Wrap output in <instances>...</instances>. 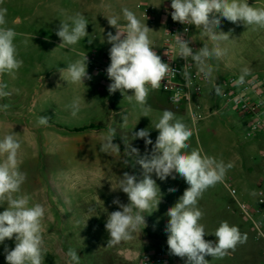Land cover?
<instances>
[{
  "label": "rangeland",
  "instance_id": "rangeland-1",
  "mask_svg": "<svg viewBox=\"0 0 264 264\" xmlns=\"http://www.w3.org/2000/svg\"><path fill=\"white\" fill-rule=\"evenodd\" d=\"M250 6L264 7V0H248ZM171 4V0H0V7L7 8V27L17 32L15 43L19 58L23 60L22 67L15 73L14 77L4 75L3 82L8 85V91L12 94L0 99V105H9L6 111L0 110V139L10 132L16 133L21 142L20 170L26 173V181L21 187L18 195H28L31 203H41L46 208V216L43 220L44 247L47 252L44 264H66V252L75 249L80 256V264H139L141 254L145 252L162 251L169 259L168 264H185V259L170 255L167 245L165 229L169 221L167 211L173 207L189 187L186 181L178 173H173L175 179L169 176L173 187L164 183L153 173L152 178L156 181L161 199L157 206L152 208V213L145 212L146 227L134 234V239L122 242L117 246H107L109 233L105 228L108 214L121 210L118 205L112 203L118 198L121 203L129 202L127 194L117 188L119 176L124 172L135 175L137 181L141 178L142 167L131 162L125 166L123 160L126 143L139 150L140 155L150 154L159 135L153 126L161 117L164 110L174 112L177 118H182L189 126L194 128V134L188 141L189 148L202 149L208 156L231 163L232 167L227 170L223 182L209 187L203 192L198 200V208L203 212L200 221L205 226L206 232L212 234L222 221L238 227L241 234H246V242L238 244L234 250H230L223 258L206 257L209 264H254L240 246L251 249L253 252H264V243L255 239L251 228V222L242 213L235 197L230 189L235 188L238 192L237 198L249 203L256 197L264 198V132L245 138L247 120L242 118L236 111L215 110L222 107L223 98L215 94L210 101L205 96L200 99L201 113L205 117L193 125L191 113L187 105L174 107L168 100V93L164 90L156 92V99L148 101L146 106L151 110L149 117H141L142 110L138 104L129 108H123L116 114L111 111L97 115L95 111H83L73 116L65 101L70 98L69 84L66 82V91L57 92V96H51L50 101L44 102L39 97V92L47 85V76L53 70H57L63 62L72 59H82L95 55L98 58L107 56L104 52L111 45L107 42V33L114 35L116 29L109 25L106 17L119 16L121 28L126 25L122 9L128 8L133 11L142 23L152 29L155 28L153 38L158 41L163 33V12ZM147 10H154L158 20L151 25L146 20ZM80 13L86 17L89 24L87 32L91 43L86 37L71 48L59 46L62 41L56 35L60 20ZM219 31L231 32L230 39L221 42L222 48H227V56L231 54L236 59L248 61L253 70L251 75H264V29L246 27L242 23H232L221 18ZM199 41L201 47L207 44L210 48L213 41L208 39L202 29H199ZM151 39V36L149 34ZM55 49V50H54ZM54 50V51H53ZM220 59L208 61L214 67L209 78L213 85L219 81L221 85L231 75H240L236 70L222 64ZM43 77V79H42ZM42 79V80H41ZM221 80V81H220ZM118 94V93H117ZM204 95V94H203ZM117 106L122 108V103L127 101L126 97H118ZM52 106L54 108H52ZM56 110L58 112L52 113ZM114 111V110H113ZM29 112L31 117L47 116L49 121L55 124L68 125L69 129L75 128L76 124L93 125L108 123L116 130L120 153H112L103 156L96 165L95 160L87 159L92 163L94 174H68L70 167H75L74 160H63L57 158L53 166H48V161L41 158L37 162V168L29 166L24 157L25 132L21 124L25 122L23 114ZM113 113V112H112ZM126 116V122L123 117ZM141 129H149V139L153 145L145 144L141 138L133 139L135 132ZM126 142V143H125ZM69 161V162H68ZM79 162V161H78ZM85 165V163H84ZM139 169L141 171H139ZM35 172V173H34ZM75 186V188L73 187ZM103 192L97 198L98 203L91 199L95 188L101 187ZM111 190V191H108ZM93 200V201H92ZM251 204V203H249ZM7 205H0V212ZM90 217V218H89ZM206 240L215 241L214 235L205 236ZM15 247L14 239H6L0 244V264H7L4 248Z\"/></svg>",
  "mask_w": 264,
  "mask_h": 264
},
{
  "label": "clouds",
  "instance_id": "clouds-1",
  "mask_svg": "<svg viewBox=\"0 0 264 264\" xmlns=\"http://www.w3.org/2000/svg\"><path fill=\"white\" fill-rule=\"evenodd\" d=\"M172 20L183 25H195L202 29L208 39L213 41L210 48L204 44L198 51L190 46V41L184 38L188 32L185 27L184 34H175V45L179 52L178 57L186 61L180 75L185 86H192V75L187 64L190 60L205 79L211 78L214 67L208 63L215 58L220 59L227 55V48L221 47V42L230 38L231 32L219 31L221 18L234 24L242 23L247 28L264 29V7L250 6L248 0H171ZM126 25L121 28L119 16L106 17L110 26L116 29L115 34L107 33L110 65L106 69L111 81L108 86L109 93L119 91L129 102L133 100L142 110L141 117H149L150 108L146 106L150 90L161 88V82L171 74L175 76L176 70L168 63L162 62L161 57L154 50L153 41L146 22L142 23L136 14L128 8L122 9ZM7 8L0 7V78L4 75L13 76L22 67L23 60L19 58L15 38L17 32L7 27ZM89 22L80 13L60 20L56 35L61 39L59 46L71 48L81 40L89 37L87 26ZM93 39L88 38L91 43ZM55 50V49H54ZM53 50V51H54ZM62 79L67 83L83 84L91 79L87 72V55L67 65L66 69H59ZM66 71L67 77L62 73ZM250 74L248 68L241 69V74L233 83L239 87L245 84ZM43 79V77H42ZM41 79V80H42ZM214 91L222 95L221 85L214 84ZM8 85L0 79V99L10 96ZM131 90L132 94L128 92ZM190 100V96L188 97ZM9 105H0V110L6 111ZM71 114L76 116L80 111L79 99L73 100L69 105ZM193 125L197 117L190 114ZM127 117H123L126 122ZM38 125L47 126L49 118L40 116ZM159 135L155 144L149 139V129H141L134 133L133 139L141 138L145 144L153 145L150 154L140 155L137 148L126 143L123 164L130 162L134 167L139 164L143 169V179L137 181L135 175L124 172L119 176L118 187L112 190H121L127 194L129 202L123 204L118 198L112 203L119 209L108 214L105 228L109 233L107 246H117L122 242L134 239V234L146 227L145 212L152 213L161 199V192L152 178L154 173L160 180L169 176L175 179L173 173H178L189 187L184 191L178 202L170 207L167 216L170 218L166 226L167 245L170 255L185 259V264H209L206 257L223 258L238 244L246 242V234H241L238 227L222 221L212 234L205 230L200 223L203 212L198 208V200L204 191L224 181L226 172L232 167L222 160L208 156L202 149L189 148L188 141L194 134V128L189 127L182 118L170 110H164L161 117L153 126ZM116 130L109 128L103 134L100 151L106 154L120 153L119 145L113 143ZM21 142L16 133L10 132L0 139V205H7L0 212V244L6 239L15 241V247L4 248L7 264H44L47 254L44 247L43 220L46 208L41 203H31L28 195H18L26 181V173L20 170ZM176 189L170 188L173 192ZM90 218V217H89ZM214 235L215 241L206 240L205 236ZM66 264H80L77 250L68 249Z\"/></svg>",
  "mask_w": 264,
  "mask_h": 264
},
{
  "label": "crops",
  "instance_id": "crops-1",
  "mask_svg": "<svg viewBox=\"0 0 264 264\" xmlns=\"http://www.w3.org/2000/svg\"><path fill=\"white\" fill-rule=\"evenodd\" d=\"M164 28V25H163ZM149 34L151 36V40L153 41L154 48H159L161 45V38L156 41L153 38V33L156 31L155 28H152ZM164 30V29H163ZM199 29H197L194 25L193 32H192V41L194 42L196 49L195 51L199 50L202 42L199 41ZM199 46V47H198ZM111 48V47H110ZM105 50L104 52L108 57L109 56V49ZM103 56V57H107ZM101 57V58H103ZM78 58L72 59L71 61L63 62L62 65L57 69L51 71V73L47 76V85H44L39 92V97H42V100L46 103L50 101L51 96H57V92L66 91L70 94V98L65 101V105L69 108V105L75 99H79L80 103V111H95L97 115H103V113L111 111V114H116V112L120 111L123 108H129L134 105L136 102L133 100L129 102L128 100L125 101V104L122 103V108H118L117 104V97H123V95L117 91L115 93H109L108 86L110 85L111 81L103 80L101 78H95L92 80H85L83 84H72L68 83L69 87L68 90L66 89V82L62 79L61 73L59 69H63L67 67L68 64L73 63ZM222 64L229 66V68L238 71L241 74V69L248 68L250 72H252L253 67L250 62L243 61L240 59H236L233 54L229 57L226 55L221 58L220 61ZM194 68L198 70V68L193 64ZM90 70V65L88 62L87 57V72ZM63 77H67V72L64 71L62 73ZM221 81V80H220ZM209 79L204 83V95L200 99L205 96L207 101H211L214 95V84L220 83L219 81L215 82L213 85L209 83ZM159 90H150L149 95L147 97L148 101H154L156 99V92ZM118 93V94H117ZM129 95L132 94L131 90L128 92ZM200 101V100H199ZM52 108H54L52 106ZM114 110V111H113ZM52 113L58 112L56 110L51 111ZM69 112L71 113V109L69 108ZM78 112V113H79ZM113 112V113H112ZM77 116V115H76ZM23 118H25V122L21 124V129L25 132L24 134V143H25V152L26 154L24 157L27 159L29 166L33 168H37V162L43 157L48 161V166L54 165V160L57 158L63 160H74L75 167H70V171L68 174H94L97 171L92 169L93 165L90 162H86L87 159L95 160L96 165L100 162L99 160L106 156V153L100 151V146L103 139V134L108 131L109 128H112L108 123H99L95 125V128L85 129L91 125H81L76 124L73 125L75 128L72 127L69 129H65L69 127L68 125H59L58 123L55 124L53 121H49L47 126L38 125L37 121L39 117H31L29 116V112L23 114ZM113 143L118 144V140L116 136L113 139ZM68 161V162H69ZM79 161V162H78ZM85 163V165H84ZM139 171H141L139 169ZM35 173V172H34ZM141 178L143 179V170L140 174ZM164 183L169 184L172 188L173 182L171 179H166ZM75 188V186H73ZM94 194H92L91 199L98 203L99 198L96 196H100L103 192V188L98 187L93 189ZM111 191V190H108ZM261 197H256L251 199L249 203L251 205L256 206L258 204V200ZM93 201V200H92ZM237 247V246H236ZM239 248V247H237ZM240 249H243L244 252L249 255L251 260L254 264H264V252L260 254L253 252L251 249L245 248V246H240Z\"/></svg>",
  "mask_w": 264,
  "mask_h": 264
},
{
  "label": "built area",
  "instance_id": "built-area-1",
  "mask_svg": "<svg viewBox=\"0 0 264 264\" xmlns=\"http://www.w3.org/2000/svg\"><path fill=\"white\" fill-rule=\"evenodd\" d=\"M171 4L163 12L164 30L161 38V45L159 48H154L156 53L161 57L162 62L168 63L171 68L176 70V75L169 74L164 81L161 82V88L168 93V100L170 104L176 108L183 105L189 107L190 113L195 114L197 120L205 117L201 113L200 98L204 93V83L207 81L198 70L193 66L189 60L187 67L192 75V86L190 88L185 86L180 73L185 67L186 61L178 57V48L175 45V34H184L185 27L188 32L184 34V38L190 41V46L195 51L196 46L192 41V32L194 25H183L172 20ZM146 20L153 25L157 22V13L154 10H147L145 14ZM90 70L88 72L92 80L101 78L108 80L106 73L107 67L110 65V57L98 58L95 55L88 56ZM238 75H231L223 82L221 87L223 94L222 107L215 110L214 114L220 111H236L242 118L247 120V130L245 138H252L253 135L264 132V75H251L246 77V82L242 86H235L234 81L238 79ZM218 85V84H217ZM190 96V100L188 97ZM231 194L235 197L242 213L251 222V228L255 239L264 243V198H259L258 204L253 206L247 202L237 198V190L230 189ZM169 259L160 250L153 252H145L140 256L139 264H168Z\"/></svg>",
  "mask_w": 264,
  "mask_h": 264
},
{
  "label": "trees",
  "instance_id": "trees-1",
  "mask_svg": "<svg viewBox=\"0 0 264 264\" xmlns=\"http://www.w3.org/2000/svg\"><path fill=\"white\" fill-rule=\"evenodd\" d=\"M95 127H96L95 125H91V126L86 127L85 129L95 128ZM118 140L120 139L118 138Z\"/></svg>",
  "mask_w": 264,
  "mask_h": 264
}]
</instances>
